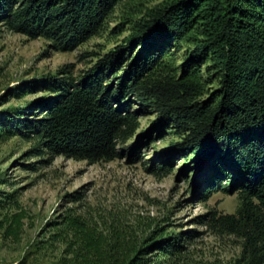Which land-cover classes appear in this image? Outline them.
<instances>
[{
  "label": "trees",
  "instance_id": "obj_1",
  "mask_svg": "<svg viewBox=\"0 0 264 264\" xmlns=\"http://www.w3.org/2000/svg\"><path fill=\"white\" fill-rule=\"evenodd\" d=\"M118 1L0 0V23L67 51L95 35ZM182 41L193 48L177 76L164 57ZM204 62L212 64L220 81L202 101L198 70ZM42 88L50 95L38 102V114L30 106L2 111V127L36 134L40 151L50 157L107 161L136 126L128 100L135 96L160 114V124L170 121L184 135L175 150L194 155L202 197L238 193L236 213L212 214L209 222L244 238L245 264H264V0L173 1L138 22L125 45L75 83L51 77ZM51 223L57 230L39 243L63 245L52 264H176L183 238H193V232L174 236L155 229L138 240L71 211Z\"/></svg>",
  "mask_w": 264,
  "mask_h": 264
},
{
  "label": "rangeland",
  "instance_id": "obj_2",
  "mask_svg": "<svg viewBox=\"0 0 264 264\" xmlns=\"http://www.w3.org/2000/svg\"><path fill=\"white\" fill-rule=\"evenodd\" d=\"M173 1L119 0L95 35L67 51L0 23V112L12 114L30 106L38 114V102L50 95L42 88L43 80L63 77L75 83L104 55L125 45L138 22ZM192 48L185 41L172 45L164 65L180 75ZM198 75L203 85L199 100H207L218 89L220 74L204 62ZM128 100L136 126L125 142H117V156L107 161L50 157L40 151L36 134L11 131L2 127V120L0 264H52L63 245L39 242L57 230L51 222L58 223L69 211L106 231H129L138 240L155 229L174 236L193 232V238L182 236L176 264L246 263L244 238L209 222L212 214L236 213L238 193L217 191L202 197L194 177V155L175 150L184 139L177 134L179 128L170 121L160 124V114L135 96Z\"/></svg>",
  "mask_w": 264,
  "mask_h": 264
}]
</instances>
